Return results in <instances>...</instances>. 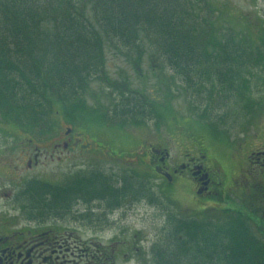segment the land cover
<instances>
[{
	"label": "flooded vegetation",
	"instance_id": "af4514ba",
	"mask_svg": "<svg viewBox=\"0 0 264 264\" xmlns=\"http://www.w3.org/2000/svg\"><path fill=\"white\" fill-rule=\"evenodd\" d=\"M4 119L0 109V264H159L158 255L168 242L166 231L154 229L162 215L160 198L178 192L186 195L191 213L165 216L163 222L172 220L177 244L183 241V247L196 249L185 239L184 224L204 227L207 238L213 235L212 225L221 224V234L251 239L254 254L264 261V109L239 133L232 172L203 146L173 157L171 149L151 142L145 150L141 143L134 153L120 152L103 138L92 142L74 128L37 135L47 127L53 131L47 120L37 132L12 126L31 135L13 137L21 141L11 147L17 156L5 174ZM106 128L99 133L108 138L112 128ZM96 152L118 167V174L80 165L63 169L61 180L48 182L36 173L48 160L60 163L70 154ZM153 180L159 187L150 184ZM219 199L220 207H212ZM149 207L159 213L150 228ZM233 218L246 231L229 232Z\"/></svg>",
	"mask_w": 264,
	"mask_h": 264
},
{
	"label": "trees",
	"instance_id": "16d2710c",
	"mask_svg": "<svg viewBox=\"0 0 264 264\" xmlns=\"http://www.w3.org/2000/svg\"><path fill=\"white\" fill-rule=\"evenodd\" d=\"M208 2L0 0V109L5 120L40 129L56 104L86 93L97 79L111 89L110 96L120 93L110 112L115 124L152 121L159 114L155 101L125 82L109 80L105 71L106 49L115 48L127 60H141L146 52L143 39L149 42L155 69L202 92L213 111L230 102L241 74L262 54L246 48L249 44L239 40L247 39H239L233 30L221 36ZM210 84L217 85L216 95ZM237 219L230 220L229 232L246 231ZM183 228L196 249L168 237L159 264H180V258H186L184 264H264L254 254L251 239L223 235L221 224L212 225L209 238L198 224Z\"/></svg>",
	"mask_w": 264,
	"mask_h": 264
},
{
	"label": "rangeland",
	"instance_id": "374dc122",
	"mask_svg": "<svg viewBox=\"0 0 264 264\" xmlns=\"http://www.w3.org/2000/svg\"><path fill=\"white\" fill-rule=\"evenodd\" d=\"M208 1V5L212 10L214 9L211 20L214 21L221 36L228 30H233L239 39H247L246 42L239 40L240 43L249 44V47L246 46V48L259 53V55L262 54L248 69V72L241 74V79L237 82L236 93L230 102L227 101L226 104L213 111L211 101L206 95H202V92L188 89L179 80L173 78V74H166L159 68L155 69L156 66L153 67L149 56L151 53L148 49L149 42L143 39L146 52L141 60L137 58L127 60L115 48L106 49L105 71L109 80L117 83L125 82L129 89L138 91L154 100L159 113L157 118L138 126L121 127L114 124L110 112L113 111V101L119 99L120 93L116 92L110 96L111 89L105 83L92 79L86 93L78 94L69 102L58 103L53 107L49 115L53 131L51 132L47 127L45 130H39L37 135L49 137L55 135V132H63L66 128H74L75 131L82 130L86 138L92 142L95 139L100 141L103 138L102 141L105 144L108 142L114 150L120 152L134 153L133 149L141 147V143L145 146L143 148L145 150L146 143L151 142L159 148L171 149L173 157L192 151L193 146H203L209 151L210 156L219 161L228 172H232L234 169L232 165L237 157L235 142L239 133L247 120L260 117L264 109V0ZM221 41L222 39L219 42ZM216 87V84H210L212 95H216ZM107 113L109 116L104 120ZM13 125L4 119L5 174L8 172L7 167L14 162L17 156V154L13 155L11 147L16 143L14 141L18 143L21 141L13 140V137L31 135L28 133L29 130L27 132L24 130L25 133H21L17 127H14L16 130L13 129ZM108 126L112 130L106 132L108 138H105V133L101 134L99 131H108L110 129L106 128ZM35 130L37 132V129ZM0 135L2 134L0 133ZM19 153L21 155L23 152L19 150ZM44 164L46 165L39 168L36 173L42 175L43 180L48 182L61 180L63 169H72L80 165L90 170L105 171L110 169L112 172L116 171L117 174L120 171L118 167L103 161L97 152L96 154L83 153V155L70 154L63 162L51 163L48 160ZM150 184L159 187L158 184L161 183H154L153 180ZM185 196L184 193L178 192L167 198L158 197L161 199L159 205L163 206L158 210L161 211L164 218L160 215V218L155 222L154 229L159 230V233L162 230L161 234L166 231V238L172 236L173 224H171V220L169 224L165 223L164 225L165 216L166 219H171L172 216L176 217L175 215L184 214L187 216L191 213L189 211L191 207ZM220 205L221 200L219 199L217 204H212V207L219 208ZM167 211L168 213H166ZM155 215H159V213L154 208H147L146 216H148L149 228L153 225V218H157ZM231 237L235 236L230 235ZM200 246L202 247V243ZM180 259L183 260L180 264H184L182 262L186 258Z\"/></svg>",
	"mask_w": 264,
	"mask_h": 264
}]
</instances>
